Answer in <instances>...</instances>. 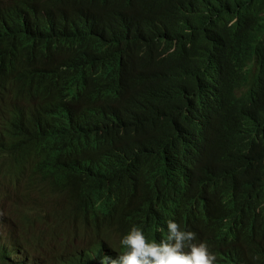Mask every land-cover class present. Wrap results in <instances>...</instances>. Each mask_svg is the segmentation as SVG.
I'll return each instance as SVG.
<instances>
[{"label": "trees", "instance_id": "1", "mask_svg": "<svg viewBox=\"0 0 264 264\" xmlns=\"http://www.w3.org/2000/svg\"><path fill=\"white\" fill-rule=\"evenodd\" d=\"M56 14L64 40L95 28L92 63L59 53L49 33ZM60 66L74 74L73 86L59 83ZM0 106V118L25 134L10 143L30 145L14 169L41 174L43 190L67 198L65 234L80 230L76 216L117 212L107 196L139 172L123 163L127 144L142 152L161 134L174 150L203 157L194 172L201 203L181 229L205 225L211 207L252 228L264 208V0H0ZM72 136H84L89 149L62 187ZM175 157L186 162L189 153ZM229 264H264V246L250 245Z\"/></svg>", "mask_w": 264, "mask_h": 264}, {"label": "clouds", "instance_id": "2", "mask_svg": "<svg viewBox=\"0 0 264 264\" xmlns=\"http://www.w3.org/2000/svg\"><path fill=\"white\" fill-rule=\"evenodd\" d=\"M62 22L63 14H56L49 22V33H55L59 53L91 62L95 28L70 31V38H66L70 40H64ZM57 70L59 83L73 86L74 74L65 66ZM17 134L21 132L16 125L0 118V264H30L22 262L26 257L33 264H229L248 256L250 245L264 246V208L259 206L250 222L252 228L239 219L229 220L211 207L205 225L188 231L181 229L182 216L201 203L197 199L202 187L194 172L202 165L203 157L193 155L188 147L174 150L163 134L152 135L151 147L142 152L127 144L123 163H134L139 172L120 182L119 195L107 196L117 202V212L87 221L76 216L73 224L81 226L80 230L65 234L61 221L69 208L67 198L58 193L55 196L53 189L43 190L39 186L41 174L34 179L31 169L24 174L14 169L30 147L10 143ZM88 149L84 136H72L65 143L63 153L72 167L62 187L83 167ZM180 151L189 153L186 162L176 159L175 154ZM170 164L177 168L171 171ZM184 170L191 180L188 184L181 176ZM108 176H113L112 170ZM11 178L17 181L12 182ZM31 179L35 186H31ZM21 182L27 183V191L23 201L16 202L12 199L13 190ZM31 196L35 199L32 203ZM118 212L126 217L116 221Z\"/></svg>", "mask_w": 264, "mask_h": 264}, {"label": "rangeland", "instance_id": "3", "mask_svg": "<svg viewBox=\"0 0 264 264\" xmlns=\"http://www.w3.org/2000/svg\"><path fill=\"white\" fill-rule=\"evenodd\" d=\"M27 183L26 182H21L14 190H13V195L12 199H14L16 202H22L24 198V193L27 191ZM32 198V202H34L35 199ZM50 202V201H49ZM24 203V202H23Z\"/></svg>", "mask_w": 264, "mask_h": 264}, {"label": "bare ground", "instance_id": "4", "mask_svg": "<svg viewBox=\"0 0 264 264\" xmlns=\"http://www.w3.org/2000/svg\"><path fill=\"white\" fill-rule=\"evenodd\" d=\"M22 262L33 264L32 262L29 261V258L28 257H26Z\"/></svg>", "mask_w": 264, "mask_h": 264}]
</instances>
